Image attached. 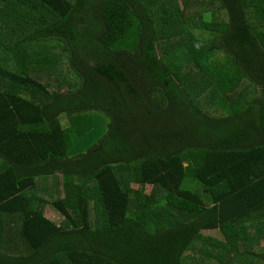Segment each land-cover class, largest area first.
<instances>
[{
    "label": "trees",
    "instance_id": "16d2710c",
    "mask_svg": "<svg viewBox=\"0 0 264 264\" xmlns=\"http://www.w3.org/2000/svg\"><path fill=\"white\" fill-rule=\"evenodd\" d=\"M181 4L0 0V264H264V0Z\"/></svg>",
    "mask_w": 264,
    "mask_h": 264
},
{
    "label": "crops",
    "instance_id": "0c3cea01",
    "mask_svg": "<svg viewBox=\"0 0 264 264\" xmlns=\"http://www.w3.org/2000/svg\"><path fill=\"white\" fill-rule=\"evenodd\" d=\"M201 5H203V4H201ZM194 7H193V10L190 9V10L187 11L185 9L187 11L188 15H187V13H182L181 14V17H180V21H181V18H182V21H183V24H184V27L186 28V30H187V28H192L193 29V32L195 31L197 34H200V33H202V31L200 29H197V27H198L197 25L190 26V24L187 25L185 23L186 19H188V18H191V21H195L196 22V20L198 18V15H199V17H201V15H200L201 13L200 12L203 9L201 11L199 10V12H198L197 6H194ZM161 17L163 19L161 25L157 21V20H160V17L157 16V17H154L153 18V26H154V28L156 30H161L162 33H164V31H165L167 34H169V32L171 31L170 23L168 21L169 16L168 15H162ZM216 18H218V16ZM191 21H189V23ZM151 28H153V27H151ZM161 46L164 47V43H162ZM184 49H185V47H184ZM165 52L168 53V52H171V50L168 49V48H166L165 49ZM169 58H172L171 55L168 56V59ZM181 58H183V56H181ZM186 58H187V56H186ZM169 61L175 62L178 66L181 67V70L182 69H187V70L194 69V70H197V68H198L197 65H196V62H194V61H184L183 62L182 60H176V59H172V60H169ZM177 72H179V71H177ZM207 76L208 77L210 76L212 78L211 74H207L205 71L202 70V71H197V72H194V73L189 74L187 77H185V79H192V81L195 82V81L207 80L206 79Z\"/></svg>",
    "mask_w": 264,
    "mask_h": 264
},
{
    "label": "rangeland",
    "instance_id": "374dc122",
    "mask_svg": "<svg viewBox=\"0 0 264 264\" xmlns=\"http://www.w3.org/2000/svg\"><path fill=\"white\" fill-rule=\"evenodd\" d=\"M177 1H178V4L181 7L182 6L181 0H177ZM198 19L199 18H197L196 22L195 21L190 22L189 23L190 26H194V25L198 26ZM168 21L176 25L175 18H173V17L168 18ZM44 52H47V51L44 50ZM49 54H50V52H49ZM61 68H62V66H61ZM91 114H92L94 123H93V129H92V132H91V135H90V142L89 143H94L106 131L107 126H108L111 118L109 117L108 114H106V113H104L102 111H99V110H93L91 112ZM62 121H63L64 126H66L67 125V118L65 116H62ZM87 142H88V140H86L84 142V144H86ZM132 185L135 187L136 183H132ZM150 189H151L150 186H146L145 187V191L147 193L150 191ZM46 212H47V215H48L49 218H51L52 220L56 221L57 217H56V215H55V213L53 211V208L48 207V210Z\"/></svg>",
    "mask_w": 264,
    "mask_h": 264
}]
</instances>
